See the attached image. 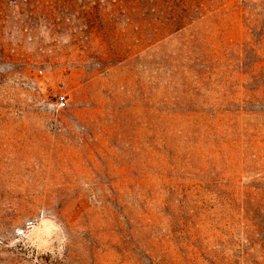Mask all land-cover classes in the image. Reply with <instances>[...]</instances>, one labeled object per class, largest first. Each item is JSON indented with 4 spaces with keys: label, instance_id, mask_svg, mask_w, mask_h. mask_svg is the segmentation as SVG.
I'll return each instance as SVG.
<instances>
[{
    "label": "rangeland",
    "instance_id": "1",
    "mask_svg": "<svg viewBox=\"0 0 264 264\" xmlns=\"http://www.w3.org/2000/svg\"><path fill=\"white\" fill-rule=\"evenodd\" d=\"M263 229L264 0H0V264H264Z\"/></svg>",
    "mask_w": 264,
    "mask_h": 264
},
{
    "label": "trees",
    "instance_id": "2",
    "mask_svg": "<svg viewBox=\"0 0 264 264\" xmlns=\"http://www.w3.org/2000/svg\"><path fill=\"white\" fill-rule=\"evenodd\" d=\"M213 169H215V168H213ZM215 172H216V171H215ZM216 175L218 176V174H216ZM207 184H209V183H206V185H207ZM213 184L219 186V181H218V179H217V180H214V181H213ZM186 190L189 191V190H190V187H189V186L186 187V185L182 184V193H186V192H185ZM220 190H221V189H220ZM221 193H223V192H221ZM261 228H262L261 226L258 227V230L261 231ZM182 231H183V230H182ZM258 241L261 242V244H262V248H263V250H264V229L262 230V232L259 233Z\"/></svg>",
    "mask_w": 264,
    "mask_h": 264
}]
</instances>
